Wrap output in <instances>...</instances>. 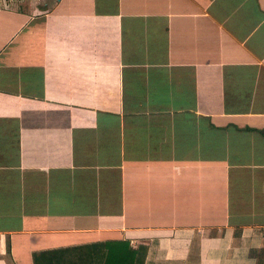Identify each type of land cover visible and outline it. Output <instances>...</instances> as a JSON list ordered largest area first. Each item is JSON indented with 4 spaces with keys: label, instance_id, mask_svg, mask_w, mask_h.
Masks as SVG:
<instances>
[{
    "label": "crops",
    "instance_id": "obj_1",
    "mask_svg": "<svg viewBox=\"0 0 264 264\" xmlns=\"http://www.w3.org/2000/svg\"><path fill=\"white\" fill-rule=\"evenodd\" d=\"M0 264H264V0H2Z\"/></svg>",
    "mask_w": 264,
    "mask_h": 264
},
{
    "label": "rangeland",
    "instance_id": "obj_2",
    "mask_svg": "<svg viewBox=\"0 0 264 264\" xmlns=\"http://www.w3.org/2000/svg\"><path fill=\"white\" fill-rule=\"evenodd\" d=\"M20 1H24V0H20ZM29 1H31V2H32L33 0H29ZM1 2H2V0H0V4H1Z\"/></svg>",
    "mask_w": 264,
    "mask_h": 264
},
{
    "label": "trees",
    "instance_id": "obj_3",
    "mask_svg": "<svg viewBox=\"0 0 264 264\" xmlns=\"http://www.w3.org/2000/svg\"><path fill=\"white\" fill-rule=\"evenodd\" d=\"M142 261H143V259H142ZM142 261H140V262H142Z\"/></svg>",
    "mask_w": 264,
    "mask_h": 264
}]
</instances>
